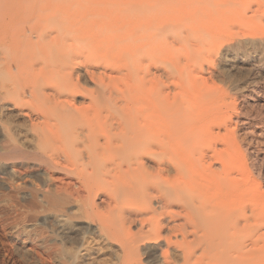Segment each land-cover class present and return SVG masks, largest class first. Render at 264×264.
<instances>
[{
	"label": "bare ground",
	"instance_id": "6f19581e",
	"mask_svg": "<svg viewBox=\"0 0 264 264\" xmlns=\"http://www.w3.org/2000/svg\"><path fill=\"white\" fill-rule=\"evenodd\" d=\"M263 69L264 0H0V264H264Z\"/></svg>",
	"mask_w": 264,
	"mask_h": 264
},
{
	"label": "rangeland",
	"instance_id": "374dc122",
	"mask_svg": "<svg viewBox=\"0 0 264 264\" xmlns=\"http://www.w3.org/2000/svg\"><path fill=\"white\" fill-rule=\"evenodd\" d=\"M228 64L231 65L233 63H232V61H230ZM249 64H251V63L245 62V63L241 64V62H239V60L238 61L236 60V62H234V67L230 66V68L228 70V71H230V76H231L230 80H233V81L234 80H241L242 81V80L248 79L252 73V71L248 70ZM231 71H233V72H231ZM263 73H264V69H263ZM220 84L223 86L225 91L228 93V104L223 107L224 111H226L228 114H230L233 118H235L236 116L237 117H240V116L246 117L247 116L248 118H251L254 116L253 115V114H255L254 109H250V107H249V103L252 101V99H250L248 96H246L244 98H242L241 96L239 97L240 94L238 92H234L233 90H230V87L227 88L226 84H223L222 82ZM243 102H244V104H243ZM245 112L247 113V115H245ZM238 129H239V126H237L236 131ZM232 141H231V143L234 144V146L230 142H227L228 145L226 143L225 146H222V148L225 149V152H227L228 150L230 151L231 149L235 148L236 143L235 142L233 143Z\"/></svg>",
	"mask_w": 264,
	"mask_h": 264
}]
</instances>
